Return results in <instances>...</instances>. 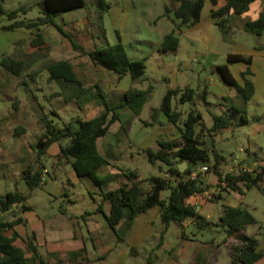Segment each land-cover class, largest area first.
<instances>
[{
  "label": "rangeland",
  "instance_id": "374dc122",
  "mask_svg": "<svg viewBox=\"0 0 264 264\" xmlns=\"http://www.w3.org/2000/svg\"><path fill=\"white\" fill-rule=\"evenodd\" d=\"M41 0H4V7L10 11L17 9L21 6L29 7V11L26 17L29 19L37 18L42 14ZM87 5L84 8L66 11L55 18V23L60 26L68 35H70L76 42L82 44L86 49L91 50L95 48H105L109 44H114L122 40L125 44L127 52L132 59H145L146 61V73L141 77L134 85L140 88L147 87L150 83L155 86V94L152 99V103L155 106L160 105L163 96L170 87H184L189 84L191 87L198 89V95L195 101H188L185 103L180 102L179 96L174 97L173 107L183 112L182 120H185L189 112L193 109L201 112L204 116L205 126H212L213 115L222 114L224 109L231 103L242 105L244 99L238 93L236 97H229L225 99L219 98L215 94L213 88V82H217L221 88L227 90V94L232 95L230 87L225 84L223 77L216 67L210 64V54L220 53V57L215 63H226L227 54L235 52L236 49H248L250 51H260V45L264 44V34L256 35L246 31L242 25L241 17L234 15L231 18V29L230 32L224 33L220 30L217 25L208 27V33L212 36L208 41L202 39H194L188 34H184L182 37V46L180 50L163 52L159 49L162 48L160 45L163 39L162 33H165V29L159 21V15L165 11L166 5H171L172 0H86ZM210 3V1L208 0ZM264 9V0L262 1ZM109 6V7H107ZM107 7V8H106ZM256 8H253L249 16L255 17L258 15ZM79 19L82 23L77 24L76 20ZM3 23H8L6 19ZM52 31L56 30L55 27H50ZM49 28V29H50ZM59 34V33H58ZM58 35L65 39V45H69V51L67 47L62 48L61 43H54V45H60V50L64 53L62 57H66L69 61L76 65L79 69L77 73L79 76H84L85 84L92 80L94 76H102L103 80L100 82L104 88L105 93L108 95L113 90L110 88V82L112 77L109 75L102 74L95 69H91L92 61L90 57L78 56L80 51L75 50L72 46V40L69 36ZM178 35V34H177ZM52 39V38H51ZM16 50H19L16 47ZM163 50V49H162ZM14 49L7 52L12 54ZM55 49V54L57 53ZM82 54V52H80ZM256 59V66H260V55L255 52L254 56ZM50 59L47 57L41 58L38 63L34 62L29 66L26 73H32L36 75L38 79L37 86L41 87L39 90L35 88V82L26 76V84H22L23 77H9L7 83H3L0 90V116L8 115L13 110L12 105L9 102L10 97L27 98L37 95L42 99L46 105V111L49 113L50 119L56 126L63 127L65 124L70 122L73 129L78 127V123L75 121L77 116H83L91 118L99 113L100 108L94 104H88L86 107L83 104H77L74 100L63 103V97H51L50 94L56 90H62V85L57 81L49 82L47 80L49 71L44 70V66ZM245 63V69L248 63ZM34 65V66H33ZM33 66V67H32ZM39 68L38 72L34 74L33 69ZM98 68V67H97ZM107 69V68H106ZM243 69L242 71H244ZM87 70V71H86ZM109 70V69H107ZM110 72H114L109 70ZM241 71V72H242ZM114 74V73H113ZM116 74V73H115ZM242 78L245 79L243 72L241 73ZM247 77H250L247 75ZM253 79V76H251ZM21 83V84H20ZM30 89L28 91L27 89ZM207 90V100L201 98L203 91ZM109 96V95H108ZM120 98H115L119 101ZM109 103H115L114 98L106 97ZM103 106V105H102ZM224 106V107H223ZM103 108V107H102ZM60 111L53 113L54 110ZM248 118L249 121L245 125H239L237 123L233 125L234 131L223 130L221 132V140L230 141L225 146H218L217 151L225 156L223 163L227 166L230 162L234 164V158L237 156L239 161L246 160L251 163L254 161H261L264 158V132H259L258 127L264 123V94L257 93L247 103ZM150 111L148 105L145 107L141 114L142 119L149 117ZM30 121L25 122L30 128L38 130V133L44 132L46 127L35 123V118L29 116ZM11 119H6L8 123ZM142 125L141 120L135 115L130 108L121 109V120L117 121L110 128L107 137L102 142V146H105L106 140H115L119 135L123 138L119 145H113V151H115L117 159L116 166L109 165L105 168L106 173H121L118 169L123 167L126 169L135 170L140 175V178L145 180L151 175H166L167 165L162 161L152 163L149 161L147 154L140 149V136L152 132L153 127ZM143 126V125H142ZM41 127L43 129H41ZM140 128V129H139ZM130 130L138 131L137 138L129 146H127L130 139L126 137L125 131ZM36 131V130H35ZM31 130L26 138L20 136L14 137L15 141L28 142L36 148L38 136L36 132ZM154 131V130H153ZM13 140V141H14ZM208 141H212V137H208ZM220 141V140H219ZM130 143V142H129ZM127 146V147H126ZM24 155V154H23ZM6 157V158H5ZM9 157V158H8ZM31 164L33 167H37L38 154L37 152L30 156ZM56 159L52 156H45L41 158V164L46 165L44 179L48 177V181L53 183L56 188L63 195L57 194L53 188L44 189L38 187L35 190H29L30 203L33 205V210L27 213L10 210L3 212L0 209V220H11L16 215H25L29 220L30 229H35L37 233L43 236L47 234L49 238L58 240L61 238L62 231L59 229H52L49 224L53 225L54 222H50L49 214L52 216L60 217L63 220L78 217L82 221L81 226L85 234H88L86 224L83 220V215L87 211L97 210L99 203L101 202V191L102 188L109 189L116 186L118 183L116 180H112L109 184H102L96 181L90 176H85L80 181H76L75 177H69L72 172L73 166L68 165L65 167V159H60L58 155H55ZM3 162L0 159V197H3L9 191L18 190L20 185L18 182L17 187L16 181L13 178L19 176L22 171L20 162L17 157L6 152L4 154ZM228 158V160L226 159ZM215 162L214 154L212 153V163ZM230 164V165H231ZM237 164V163H236ZM162 166V170H161ZM182 169H186V165H181ZM236 170L237 167H234ZM225 170L231 171L230 167H226ZM213 171L200 172V177L206 180ZM99 178L103 176L102 172L98 173ZM74 178L72 183L68 180ZM117 179L126 180L124 175L116 176ZM118 180V181H119ZM207 190L209 193L207 196H203L205 199V205L208 206L205 209V214H209L210 219L218 222L221 214L223 213L225 205H243L247 207L253 215L256 217L257 222L251 224L245 230L251 236H255L257 239L263 241L264 244V193L256 186L247 189L244 186V192L240 190H225L223 191V197L217 199L215 196L222 190L219 185V180L206 182ZM144 188H148L149 182L146 180L142 183ZM53 193V194H51ZM171 193L170 189L162 191V198L168 199ZM108 211L109 205L105 206ZM23 215V216H24ZM95 223L93 224V234L90 235L94 241L102 240L104 244L97 248H94L92 239L89 234L86 236L87 245L89 251L93 253L101 254L106 252L109 248H114L117 245L119 239L117 233L109 225L106 216L103 212H98ZM136 218V222L139 221ZM63 223V222H62ZM160 217H158L157 229L149 236L142 245L138 246V254L130 255L128 258H124L121 264H236L233 263L231 257L230 246L237 244L239 241L235 237H228L227 231L220 225H212L206 229H199L194 223L190 222L186 226H182L177 222H172L166 233L159 227L161 225ZM45 225V226H44ZM23 228V226H21ZM120 228V227H119ZM33 231V230H32ZM31 231V232H32ZM185 231L189 238L188 245L183 243L182 233ZM120 234L124 231L119 229ZM100 237V238H99ZM125 240V239H124ZM44 245L40 242L39 250L45 259L53 260V256L49 254V250H55L56 252L65 253L66 247L60 246L59 249L52 248L48 239L43 240ZM27 249V244L22 240L16 242ZM129 244V240L123 242L120 240L119 246L123 248ZM48 245V246H47ZM183 246L187 249L184 253H181ZM230 251V252H229ZM54 252V251H53ZM197 253L201 255L199 259L196 258ZM27 256H32L31 252L27 253ZM151 256V258H149ZM264 262V261H263ZM39 264V263H36ZM95 264H107V260H99ZM242 264V263H239Z\"/></svg>",
  "mask_w": 264,
  "mask_h": 264
},
{
  "label": "trees",
  "instance_id": "16d2710c",
  "mask_svg": "<svg viewBox=\"0 0 264 264\" xmlns=\"http://www.w3.org/2000/svg\"><path fill=\"white\" fill-rule=\"evenodd\" d=\"M178 3L174 12V20L177 22L178 30L184 26H192L201 20L202 11L206 0H176ZM215 6L212 16L216 25L224 33L230 32L231 18L234 15L240 16L248 12L251 5L257 0H211ZM101 3H104L101 0ZM42 14L37 18L29 19L26 14L29 7L21 6L17 9L6 10L4 0H0V32L6 30H16L25 28L30 30L31 46L37 48L35 52L25 50L26 41L16 43V50L12 54L2 57V68L13 77H23L22 84H26V69L38 58L39 54L46 49L44 47L45 38L42 27L47 24H54L55 18L66 11L81 9L86 7V0H41ZM109 7V6H107ZM106 7V8H107ZM170 8L166 7V12L170 13ZM6 19L8 23H3ZM58 29L67 36L68 34L58 26ZM244 29L256 35L264 34V14L256 19H247L244 22ZM72 46L75 50L88 55L96 64L112 70L120 77L130 74L133 81L137 82L146 73L145 59L130 58L125 44L120 39L119 42L109 44L105 48H95L88 50L82 44L76 42L70 35ZM180 39L177 31L169 33L162 41V49L165 52L176 51L179 47ZM253 57L239 53H228L227 62L218 66L219 72L224 80L237 88L238 93L244 99V104H230L222 114L213 115L212 126L206 128L203 114L195 109L191 110L185 120H182L183 112L173 107L174 97L179 96L182 103L195 101L198 89L187 86L185 88H169L163 96L162 102L158 106H152L149 117L142 119L145 125L158 123L160 115L163 113L168 120L179 126L181 134L178 137L158 138L153 147L141 148L152 163L162 161L168 167L166 175H151L143 180L137 171L119 167L121 173H110L105 168L111 165L107 156L100 153L98 149V139L105 136L111 125L121 120V109L128 107L139 116L142 114L146 103L152 100L155 86L150 83L145 88L131 85L122 95L123 97L115 103L107 101L108 95L97 85L96 91L93 88H85L77 77L72 63L68 60H60L48 66L51 79L65 80L80 86V89L73 93L71 99H75L78 104L83 100L90 99L95 93L103 100L102 110L89 119L77 118L75 121L78 127L73 129L71 123L58 127L50 119L48 113H44L41 118L46 130L39 136L36 144L39 164L37 167L28 165L23 171V177L30 190L38 188L44 181L46 166L41 164V158L47 153L48 148L54 142H59L61 146L60 159H65L71 163L78 176L82 179L90 176L102 184H109L116 180V186L109 189L102 188L103 200L99 203L97 210L103 212L106 219L117 233L119 239L123 240L132 229L136 218L148 212L150 209L159 207L160 217L165 227L163 234L167 232L172 222H177L184 226L186 220L194 223L199 229H206L212 225L222 226L228 233V237H235L238 243L230 246L233 263L255 264L264 257V252L259 250L260 240L245 232L247 227L257 222L253 213L243 205H225L223 213L218 222L208 218L198 210V206L192 199L203 194L207 190L205 180L200 177H192L195 169L208 166L209 171L219 175V185L222 190L215 196L217 199L223 197L225 190H240L244 192L242 186L250 189L258 187L264 193V165H260L253 170L242 168L235 170H225L220 167L225 157L219 153L215 147L214 137L223 129L237 124L248 123L247 103L254 97L255 83L251 76L253 71L250 66L243 71L245 77L244 85L240 84L232 72L229 65L234 62L252 63ZM250 76V77H247ZM34 79V75H29ZM20 83V84H21ZM30 91V89H27ZM208 91L204 90L201 98L207 100ZM226 101L228 98H224ZM53 113L57 112L54 110ZM212 141L208 142V137ZM67 139V143H63ZM212 153L215 162L212 163ZM187 162V168L182 171L179 164ZM162 170V166H161ZM103 176L99 178L98 173ZM124 175L126 180L117 179L116 176ZM119 180V181H118ZM149 182V187L144 188L142 183ZM170 189L168 199L162 198V191ZM29 195L19 191H9L0 197V209L3 212L10 210L25 212L31 209L28 203ZM109 205L108 211L105 206ZM11 220H0V264H64L62 260L53 263L45 259L40 253L37 243V235L34 231L23 237L16 229V225L26 224V218L17 215ZM121 228L123 234H120ZM9 232H12L9 234ZM185 236V231H183ZM24 239L28 250L32 256H27V250L16 244V240ZM135 248H132V251Z\"/></svg>",
  "mask_w": 264,
  "mask_h": 264
},
{
  "label": "crops",
  "instance_id": "0c3cea01",
  "mask_svg": "<svg viewBox=\"0 0 264 264\" xmlns=\"http://www.w3.org/2000/svg\"><path fill=\"white\" fill-rule=\"evenodd\" d=\"M209 1H210V3L208 2V0H206L204 9L202 11L201 20L198 23H196L192 26L181 27V29L178 30V27H177L178 21L176 22L174 20V12H173L177 8L178 3L176 0H172L171 5H166L165 11L159 15V21H161L163 28L166 30L164 34L162 33L161 37L164 39L167 34L172 33L174 31H177V34H178L179 39H180V44H179V47L177 50L181 49L182 42H183L182 37L184 34H186V35L189 34L191 36V38H194L196 40L202 39L205 42L208 41L209 39H211L212 36L210 35V33H208V27L216 25V23H215L214 17L212 16V10L214 9L215 6L213 5L211 0H209ZM262 1L263 0L255 1L251 5V8L248 12L239 16V17H241L243 27H244V22L247 19H256L259 16H261V14H264V9L262 7V5H263ZM167 6L171 10L170 13L166 12ZM253 8H256V10L258 11L257 12L258 15L255 17H252V16L250 17L249 13H251ZM232 17H234V16H232ZM76 23L81 25L82 22L79 19H77ZM50 27H55L56 30L52 31ZM42 33H43L44 38H45L44 47H46V49H44L39 54L38 58L34 61V65H35V63H38L41 58L47 57V59H50V61L45 64L43 69L49 71L48 66L50 64L57 62V61H60V60H68V59H66V57L61 56V54L64 52L62 50L59 51L58 48H60V45L63 44L61 47L64 48V46H65V47H67V50L69 51V45L68 44L65 45V40H64L65 35L58 29V26L56 25V23L44 25L42 27ZM58 35H62L64 37L61 38V36H60V38H59ZM30 39H31V32H30V30H27L25 28H20V29H16V30H6V31L0 32V90L2 88L3 83L6 84L8 78L12 77L10 74H8L2 68V64H1L2 57L12 49H14V51L12 52V53H14L16 51V43L19 41H22V40L26 41V43H25V50L26 51L35 52L37 50V48L31 46V44L29 43ZM163 39L161 40L160 45H162ZM55 41L58 43H61V44L60 45H58V44L54 45V43H56ZM55 49H57V51H58L57 53H59V54H55ZM159 50L163 51L162 48ZM163 52H165V51H163ZM255 52L257 54H259L261 57L259 67H255L257 64L256 59L253 57ZM231 53H239V54H243L246 56H252L253 57L252 63L248 66L251 67V69L254 73L253 74V81L255 83V94H254V96H256L258 92L264 94V44L260 45V51L255 50V51H253V53H252V51H250L248 49H239V48L236 49L235 52H231ZM80 55L83 56V54H81L80 52L78 54H76L75 56L78 57ZM220 55H221L220 53H215V52L210 54V64L213 67H216L217 69H218L219 65L224 64V63H220V64L215 63L216 60L220 57ZM84 56H87V55H84ZM72 66H73V69H74L77 77L83 83V86L85 88L90 87V88H93L94 91H96L97 89H99V88H96V86L99 85L104 90V88L100 84V82L103 80L102 76L96 75V76H94V78H92L93 81L89 80L88 84H85L84 83L85 79H83L84 76H79L77 74L79 72V69H81L82 67L80 66V68H77L76 65L73 63H72ZM245 66H246L245 63H243V62H234V63H231L229 65L230 71L232 72V74L234 75L236 80L242 85H244L245 79L242 78L241 73L243 72L242 70L245 69ZM91 69H95L98 72H101L102 74L109 75L112 77V81L110 82V84H111L110 88L113 90V92L108 94L109 95L108 97L114 98V100H115V98H117V99L120 98V96L123 95L125 93V91L128 90L131 85L135 84V82L133 81L130 74H126L123 77H120L118 75V73L113 72L114 73L113 74L112 72L107 70L105 67L100 66V65H96L93 61H92ZM38 70H39V68L37 67V68H34L32 72H34V74H36L38 72ZM30 74L32 75V73H26V76H29ZM34 76L35 77H34L33 81L35 82V88H36V90H39L41 87L37 86L38 79L36 78V75H34ZM47 80L49 82H52L55 80L60 85H62V90H56L50 94V96L53 98L59 97V96L63 97L64 100H63V103L60 104V107L63 106L64 103L69 102L71 100H74L76 102V100L71 99V97H72L74 92H76L80 89L79 85H77L75 83L67 82L65 80L51 79L50 74L48 75ZM223 81H224V78H223ZM225 84H227L230 87V91H231L232 95L227 94V90L225 88H221L217 82H213V88L215 90V94L219 98H222V99H224L226 97L229 98L231 96L236 97L238 94L237 88L234 85H232L226 81H225ZM187 86H190V85L186 84L184 87L176 86V87H170V88L177 89V88H185ZM0 101H1V98H0ZM151 101L146 103V105L144 106V109L148 105L149 111H150L151 107L155 106V105H153V103ZM9 102L12 105L13 110L10 111V113L8 115H1L0 116V159H2L1 162H3V159L6 158V157L4 158V154H6V152H8V153L11 152L12 155H14L15 157L18 158V160L20 162L19 163L20 167H22V171L20 172L19 176H15L14 173L12 176L16 181V185L18 182L20 183V185L23 184V186L17 185V187L19 186L18 190L29 195L28 191L30 189H29V187H28V185H27V183L23 177V171L28 165H32L30 163L31 160H30L29 156L31 154L37 152V151H36V148L32 145V143L28 142V144H26L25 142H20L18 140L15 141L13 138L17 137V136H20L21 138H26L28 136V133L31 130H33V131L36 130L35 131L37 134L36 136H38L37 138H39V136L42 134V132L38 133V130L35 129V126H34V128H30L25 122L30 121V123H31L32 120L28 119V117L32 116L35 118L36 124L43 125L41 122V118L43 117L44 113H49V112L46 111L47 110L46 105L43 103L42 99H40L37 95H34L33 93H32V96L24 98V99L19 98V97H15V98L10 97ZM76 103L78 104V102H76ZM82 104L85 107L88 104H94L98 108H100V111H101L102 107H103L102 106L103 100L101 97L95 95V93H94L90 97V99H85V101L83 100ZM232 104H234V103H232ZM123 109H128V107H125ZM177 110H179V109L177 108ZM55 111L58 113L59 116L61 115L60 111H57L56 109H55ZM96 115H94V116H96ZM138 117L141 120V123L143 125V126L139 125L140 128H142L144 126H150V127H153V130H154V131L152 130V132H149L148 134L140 136V145H139L140 149L155 146L158 138H161V137H165V138L178 137L181 134L179 126L170 122L168 120V118L166 117V115L163 113L160 115V121L158 123L148 124V125H145L143 123L141 115H139ZM77 118L89 119L88 117H83L80 115L77 116L75 119H77ZM6 119H11V120L8 123L4 124L6 122ZM116 122H114V123H116ZM112 125H111V127H112ZM208 127H210V126H206V128H208ZM41 129H43V128L41 127ZM234 129H235V127H233V125H231V126L225 128L223 130L234 131ZM109 131H108V133H109ZM258 131L264 132V123L263 122H262V125H259ZM221 132L216 133L215 137H214L216 149H217V145L218 146H225L226 144H228L230 142L229 140L222 142L221 137H220ZM124 133H126L125 136L128 137V139H130L129 140L130 143L128 142V144H127V146H129L137 138L136 133H138V131H132L131 132L130 130H127ZM107 134L98 139V142H97L98 143V149L102 155L107 156L110 159L111 165L116 166L117 159H119V158L116 157L115 151H113V145H119L120 141H123V138H121L118 135L115 140H110V139L106 140L105 146L103 147L101 144L104 141L105 137H107ZM62 142L65 144L68 142V140L63 139ZM220 152L224 156V154L222 153V150ZM60 154H61L60 143L54 142L48 148L47 153L43 157L49 155V156H52L54 159H56L55 155H58V157H59ZM226 159L228 160V158H226ZM65 161H66L65 167H67L68 165H71V163L67 162V160H65ZM230 162L227 165L228 167H230V170H235L234 167H237L238 169L245 167L248 170H253L260 165H264V158L261 161L256 160L253 163L246 161V160L237 161V162L233 161L234 164H231ZM38 164H39V159H38L37 166H38ZM43 165L46 166L44 163H43ZM181 165H182V163L179 164L180 167H181ZM1 166H3V165L0 164V167ZM187 166H186V168H187ZM227 166L224 163H222L220 165V167L222 169H226ZM69 177L70 178L75 177L76 181L82 180L78 176V174L76 173L75 170H72ZM47 178L48 177H46V179H44L41 187H43L44 189L53 188L54 190H56L57 194L63 195L64 192H61L58 188H56L53 183H50L48 181ZM70 178H68V180L72 183V180L74 178H72V180ZM209 179H210V181H214L216 179L219 180V175L215 172L211 173V175H209L207 177V179L205 180V183L209 182ZM35 189H33V190H35ZM208 193H209V190H206L203 194L198 195L192 199V201L198 205V210L203 214H205L204 211H205L206 207L208 206L207 204L206 205L204 204L206 201H205L203 196H207ZM51 194H53V193H51ZM29 199H30V195H29ZM102 200H103V197L101 196V202H102ZM28 203L31 205V209L28 211H25V213L33 210V205L30 203V201H28ZM98 212H100V211H98V210L87 211L82 216L84 223L86 224L89 236L93 234V232H92V231H94L93 224L95 223L97 217H99ZM205 215L208 218H210L209 214H205ZM24 217L26 218L27 223L26 224L21 223V224L16 225V227H15V229L23 237L26 238L28 233H30L33 230L37 235V243L41 241V243L44 245L43 240L48 239V243H50L52 248L59 249L60 246L66 247L65 253L56 252L55 250H49L50 251L49 254L50 255L52 254L51 256H53V260H51V259L50 260L47 259V260L50 261L51 263H53L57 260H62L64 264H95V262L104 259V260H107V264H121L122 260L124 258H128L130 255H132V253H133V255H137L139 253L137 250L138 246L142 245L143 242L156 231V229H157L156 224L158 222V217H160V208L159 207L152 208L148 212L143 213V214L138 216V217H140L139 221L136 222V220H135V223H134L132 229L125 236V238H124L125 240L124 239L122 240L123 242L129 240V244H127V246L120 248L119 242L121 239H118L116 247L109 248L106 252H103V253L97 254V255L95 253H93V251H91V252L89 251L87 241H86V236L88 234H85L83 232L82 226L80 223L82 220L79 219L78 217L63 220L60 217L52 216L51 214H49L50 222L51 221H52V223L54 222L53 225L49 224V227H51L52 229H59L62 231L61 238L58 240H53L52 238H49L47 236V234H44L40 238V234L37 233V231L35 229H32V230L30 229V227H29L30 223H29L28 218L25 215H24ZM99 219H100V217H99ZM160 220H161V217H160ZM100 222H102L101 219H100ZM161 223L162 224L159 225V227L163 231L165 225L162 222V220H161ZM189 223H184V226L188 225ZM21 226H23V228ZM94 232H96V230ZM11 233L12 232H9V234H11ZM185 234L186 235L184 236L182 233L183 243H185V245H188L189 238H188V235L186 232H185ZM90 239H92V244H93L94 248H97V247L102 246L104 244V242L102 240H100L101 238L97 242L94 241V239L91 236H90ZM18 240H22L23 242H25L24 239H22V238H20ZM18 240H16V242ZM262 242L263 241L260 240L259 250H262L264 252V244H262ZM17 245H19V244H17ZM19 246H21L25 249L24 246H22V245H19ZM38 246H39V244H38ZM185 247L183 246V250L181 252L183 254V256H185L184 253L187 250ZM132 248H135V250L132 251ZM26 250H27V253L30 252L28 250V246H27ZM200 257H201V255L199 253H197L196 258L199 259ZM149 258H151V256H149ZM263 261H264V257L262 259H260L259 261H257L255 264H264Z\"/></svg>",
  "mask_w": 264,
  "mask_h": 264
},
{
  "label": "built area",
  "instance_id": "2783aa9c",
  "mask_svg": "<svg viewBox=\"0 0 264 264\" xmlns=\"http://www.w3.org/2000/svg\"><path fill=\"white\" fill-rule=\"evenodd\" d=\"M234 161H239L238 160V157L236 156L235 158H234ZM242 169H244V170H248L247 168H245V167H242ZM209 170V167L208 166H203V167H200V168H198V169H195L193 172H192V174H191V176L192 177H196V176H198V174L202 171V172H206V171H208ZM197 205V204H196ZM198 206V205H197ZM190 222V220H186L184 223H189Z\"/></svg>",
  "mask_w": 264,
  "mask_h": 264
},
{
  "label": "water",
  "instance_id": "95a60500",
  "mask_svg": "<svg viewBox=\"0 0 264 264\" xmlns=\"http://www.w3.org/2000/svg\"><path fill=\"white\" fill-rule=\"evenodd\" d=\"M182 164H184V165L187 166V162H183ZM180 169H181L182 171H184V169H182V167H180Z\"/></svg>",
  "mask_w": 264,
  "mask_h": 264
}]
</instances>
